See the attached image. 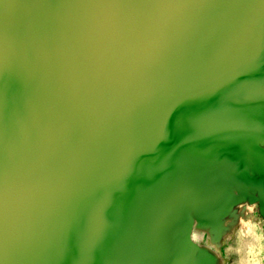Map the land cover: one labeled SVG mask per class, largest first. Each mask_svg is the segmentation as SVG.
<instances>
[{
	"label": "bare ground",
	"instance_id": "1",
	"mask_svg": "<svg viewBox=\"0 0 264 264\" xmlns=\"http://www.w3.org/2000/svg\"><path fill=\"white\" fill-rule=\"evenodd\" d=\"M45 1L48 10L37 23L36 28L39 31L30 30L27 26L30 19H21L20 14L7 11L0 6L1 55L10 67V71L5 75L9 85L7 92L9 95L0 97V114L4 118V122L0 123V203L6 205L4 214L0 218V264H35L34 260L38 254L33 247L34 239L40 234L43 223H48L43 219L51 195L47 191V186L53 185L57 172L66 174L70 182L75 179L73 188L86 187L85 190L95 194L89 197L92 203L88 205L83 200V194L77 199L79 190L71 189V206L75 211L74 207L79 204L80 212L68 214L63 224L61 234L67 237V247L63 253L64 264H78L76 252L80 253V257L84 256L81 264H91V262L92 264L95 262L96 264H172L168 262H172L170 259L174 251L169 248L168 237L172 235L174 224L180 219L182 210L193 207V204L198 205L202 199L201 209L204 214L214 219L223 210L221 203L231 201L235 196H231L230 190H227L226 193L221 191L222 199L215 198L216 194L208 197L202 194L197 186L198 170L204 166L206 156L215 154L217 149L223 146L221 140H210L207 136L210 112L213 110L220 112L224 107L227 109L229 104L208 97L207 87L212 77L205 75L200 78L202 70L194 69L190 72L197 78V81H193L190 85L187 81L188 76H185L182 69L176 64L166 65V63L175 54L188 57L200 46L211 48V57L216 65L224 63L225 56L234 50L224 45L223 40L217 42L218 32L215 25H209L211 37L209 35L203 39L197 37L196 29L205 22V16L218 19L217 23L221 25L225 24L226 18L228 21L220 29L221 38L227 30L233 28L229 25L231 20L236 21L237 18L243 20L240 6L237 4L233 9L234 0H227L228 3L226 0L219 1V7L214 0H182V2L164 0L168 6L163 9V14L161 12V16H158L161 17L158 31L160 36L158 40L152 38L150 43L155 47L165 41L163 46L167 45L168 48L169 44H172L171 49L169 51L167 49L163 54L158 51L159 56L156 57L158 61L154 66H149L146 58V64L128 71L120 80L118 77L122 73L121 60L115 58L114 64L108 61L112 53L109 51V45L112 46L114 43L116 47L125 48L126 51L129 43L133 42H131L133 38L131 30L135 26L142 25L143 29L149 26L151 18L149 12L141 7L143 2L149 0H127L128 2H124L123 5L120 0H91L88 6L74 18L77 26L71 33L72 39L64 43L68 45L70 41H76L74 43L77 47L69 51L68 55L59 54L61 39L67 31L66 25L70 15V11L66 10V0ZM205 1L214 2L211 7L216 8L217 12L204 7ZM161 5L156 6L162 10ZM241 5L246 8L248 17L246 26L249 31L245 35L246 42L242 55L246 60L248 58L244 65L246 71L248 70L245 79L255 95L254 108L249 110L244 104L233 107V115L224 119L225 131L235 130L243 124L253 122L256 120V114L264 110V60L263 58L258 60L259 57H264V21L261 22L264 19V0H243ZM149 9H152V6ZM78 15L80 19L85 20L82 26L78 24L79 21L76 22ZM158 18L154 17V19ZM156 21H153V24L157 23ZM184 23L191 26L185 36L189 38L188 45L185 43L186 39L180 45H176L178 36L175 25L179 27ZM255 23H257L256 27ZM200 30L204 34L207 27L203 26ZM101 37H105L107 42L101 44ZM147 43L149 44V41ZM218 45L222 49H218ZM27 46L40 49L38 75L37 66L30 67L32 63L29 57L21 52V48ZM143 47L141 46V49ZM137 53L139 55L143 53V57L147 55H144V51ZM68 56L71 63H64ZM135 59H132V62ZM177 59L186 58L180 56ZM153 60L154 58L149 61ZM62 63L64 71L57 77ZM147 66L145 71H141V68ZM166 67L172 77L160 87V90L165 92L177 79L182 78L177 81L176 87L182 85L183 91H188L186 102L194 106L199 100L208 101L202 113L199 111V106H196L198 110L193 112L190 120L187 116L177 120L165 103L156 100L155 89L162 83L163 71ZM219 68L213 70L216 75L221 69ZM100 75L106 76L107 79L109 78L108 81L115 83L119 79L123 88L125 85L131 86L124 88V93L119 94L118 91L113 92L117 88H113L116 84L108 83L113 90L108 88L111 92L106 91L108 89H104L100 84ZM123 82H126L125 85ZM88 83L94 87V91L96 89L99 93H103L104 103H102L106 110L104 116H97L92 106L81 105L83 100L81 94ZM10 95L14 97L11 98ZM61 99L63 105L59 104ZM53 107L56 111L49 116L48 112ZM67 107H69L66 110L68 115L65 114ZM159 108L162 109V119L164 116L168 118L163 119L162 127H172L169 132L164 130L156 132L151 125L152 120L156 119L155 110ZM46 117H49V123L42 126ZM107 120L109 124L104 122ZM61 122H64L67 130L75 136L71 143L79 138V133L75 132L74 128L87 127L82 138L84 143H89L95 148L93 152L86 157L84 150L81 149L68 154L70 149L67 139L54 138L60 147L62 145L65 148L60 149L62 156L58 153L54 160L49 158L47 153L51 146L47 143L51 137L53 141V128ZM187 124L188 127L179 128ZM263 130L264 127L258 129L257 138L262 136ZM36 154L46 155L45 158L44 155L40 158L41 165L34 162L43 170L36 171L27 178L25 170ZM53 161L57 164V171L54 172L51 164ZM35 165L33 171L36 170ZM236 169H233V166L228 167L226 181L240 185L245 182V170ZM98 175L101 178H98ZM81 176L84 178L81 179ZM25 181L30 184L26 187L29 188L27 191L21 190V185H24ZM7 185L11 191H15L8 196H15L16 192L21 191L17 193L15 203L10 202L7 194L4 193L5 190H9L6 189ZM104 186L111 188L114 195L107 198ZM130 186L144 189L140 195H137V201H129L124 195L117 196L121 187L126 190ZM242 187L245 190L247 188L244 185ZM240 192L243 193V189ZM33 202L35 204L40 202L39 206L34 207ZM49 210L51 213V208ZM67 211L72 210L69 208ZM36 212L38 216L35 217ZM88 215L91 217L90 230L87 226ZM134 227L138 228L142 237L138 238L134 234L136 231ZM75 240H78L79 244ZM261 240L262 235L257 228H243L235 232V237L230 235L227 238L224 253L226 257L234 256V264H255L248 261V254L254 247L262 246ZM82 242L86 245L83 249L80 247ZM122 247L127 248V255H115L114 253ZM110 251L113 253H109ZM107 253H109L108 259L105 258ZM68 255H71L70 258ZM87 255L94 259L91 261L92 258L88 259ZM119 259L126 262L123 263Z\"/></svg>",
	"mask_w": 264,
	"mask_h": 264
},
{
	"label": "rangeland",
	"instance_id": "2",
	"mask_svg": "<svg viewBox=\"0 0 264 264\" xmlns=\"http://www.w3.org/2000/svg\"><path fill=\"white\" fill-rule=\"evenodd\" d=\"M154 1L159 3V4H157V3L155 4ZM214 1H216L218 7L220 6L219 1L222 2V0H214ZM241 1L243 2V0H234L235 4L232 6H233V9L235 8V5H237V4L240 6V9H241L240 14H243V20L240 21L239 18H237L236 21L231 20L229 25L233 26V28L227 30L221 38L219 36L221 34L220 29H222L224 27V25L226 24V21H228L224 16H223L225 18L224 21L225 20L226 21H225V24H223V25L219 24V22L217 23V21H219L218 19H214L212 17L205 16V22L203 24H201L196 29L197 37L199 39H203V37L210 35L209 25L210 24L215 25L217 32H218V36H217L218 41L217 42L220 43L223 40L224 45H226L229 49H232V51L234 50L233 52H230L229 54H227V56H225V62L224 63H220V64L216 65L215 60L211 57V48L206 49L204 46H200L195 52H192V54H190L188 57H186L184 55L175 54L166 63V65L176 64V66L178 68L182 69L185 73V76H188L187 81L190 83V85H191V83H193V81H197V78L194 75L190 74V72H192L194 69L202 70L203 72L200 73V76H199L200 78L205 77V75L212 77L210 79V81L208 82V87H207L208 97L213 98V99H218V100H221L222 102H226L227 104H229V107L227 109L224 107L222 110H220V112H217L214 110H213V112H210L211 116L209 115L210 117H209V120L207 123V129H208L207 136H208V138L218 131H221L220 134H223L222 132H226V133L227 132H229V133H231V132H235V133L243 132L244 131L243 128L247 127L246 126L247 124L249 125L248 128L251 127L250 129H252V130L248 129L249 138H247V136L245 139L241 137V139H242V141L240 142L241 144H239V140L237 137L235 138L234 136H230V135L223 136V137H226V140L228 142H223L221 138L218 139V140H221L222 145H223V143L228 144L229 147L227 148L228 150H226V152L231 153L232 156L235 158L231 157V155L225 156V155L219 154L218 153L219 149H217L215 154H211V155L206 156V158H205L206 164H208L207 160H209V159H207V158L209 156H213V157L215 156L217 160L221 161V165L216 164V166H214L212 169H210V172L207 176H200L199 174H197V176L199 178L198 179L199 183L197 186L201 190V193L205 194L208 197H210V195L216 194L217 197H215V198L222 199L221 191H224V193H226L227 190H230L231 196H235V198L231 201L222 202L220 206L223 207V210L221 211L220 214H218L216 216L217 218L215 217L214 219H212L210 216H207L206 214H204V211L201 209V207L203 206L202 199H200V202H198V205L194 206V204H193V207H191L192 206L191 205L190 206L191 208L183 209L181 212V215H180V219L178 220V222L176 224H174V227L172 230L173 231L172 235L170 237H168L169 239L167 238L169 241V245H170L169 248L170 249L172 248L171 251H174L172 254V257L170 259V260H172V262H168V263H172V264H234V260H235L234 256H232L231 258L226 257V255L224 253V248H225L226 243H227V238L230 235L235 237V232L241 231L243 228L246 229L248 227H255V228H257L259 233L262 235V240H261L262 246L259 248L254 247L253 249H251V251H249V254H248L249 260L248 261L250 263H255V264H264V167H263V165H264V130H263V134L261 133L262 136L260 138H257V139L255 138V135H257V133H258V129L259 128L261 129L262 127H264V116H263L264 114H262L261 112H258L256 114V120H254L253 122L243 124V125H241V127L237 128L235 130L229 129V130L225 131L226 129H224V127H225L224 119L231 117L233 115V107H235L239 104H244V106L249 110H252L254 108V102L253 101L255 100V95L252 93V90L249 89L250 85L247 84V81L245 79V75H246L248 70L246 71L244 65L248 61V58L246 60L245 56L242 55L243 51H244V47H245V42H246L245 35L249 30H248V26H246V25H248V22H247L248 17L246 16V8L243 7V5H241ZM124 2H128V1L127 0H120L121 5H123ZM226 2H227V0H226ZM151 3H154V4H151ZM161 3L163 5L167 4L166 1L164 2V0H161V1L160 0H153V2L151 0H149V1H145L142 3V5H141L142 9H144L147 13L149 12L148 13L149 18L151 17L149 23L150 24L152 23L151 25L149 24V26H150V28L151 27L152 28L150 29L148 26L147 28L143 29L142 25H141V27L135 26V28H133L131 30V32L133 34V38L131 39V42L132 41L133 42L129 43V46L127 49L128 52H126L127 50L126 51L124 50L125 48L116 47L114 45V43L112 44V46L109 45V51L112 52L110 55L111 57L108 59L109 62L114 64L115 58L118 57L121 60V64L124 63L125 61H128L129 66L131 68V69L129 68L130 70L128 69V71H133L139 65L146 64V58H148L149 60L152 58H155L154 53H152L153 49H155V48H152V49L150 48V47H153L150 42H152V38L153 39L156 38V40L159 39L160 33L158 31L160 30V24H161L159 19H161V17L158 18V16H161V12L163 14L164 10L168 6V4L166 6H163V5H161ZM203 3H204V7L211 8V9L215 10V12H217L216 8L211 7L214 4V2L205 1ZM145 4H147V5H145ZM148 5H150V7ZM156 5H159V6L161 5L162 10L159 6H156ZM147 6L149 8H151V6H152V9H149ZM153 6H155L156 8ZM200 6H202V5H200ZM157 7H159L160 9ZM157 9H159V11H157ZM150 12L152 14H150ZM154 17L158 18V19H154ZM156 20H158V21H156ZM78 21H79L78 24L80 26L85 24V20L80 19V15H78L76 22H78ZM153 21L154 22L156 21L158 24L157 23L153 24ZM263 21H264V19L261 22H263ZM203 26L207 27V31L204 34H202L201 30H200ZM242 26H243V28H242ZM256 26H257V23H255V27ZM138 28L140 30H138ZM147 30H149L150 32H148ZM187 30H189V29H187ZM187 30H186V32H188ZM153 31H157V32L153 33ZM210 37H211V35H210ZM104 38L105 37H101V39H100V41H102L101 44L105 43V41L107 42L106 38L105 39ZM230 38L232 40H230ZM188 39L189 38H186V42H185V43H187V45H188ZM226 40H227V42H226ZM145 41H147V42L149 41V44L147 42H146L147 43L146 44ZM169 42L171 43V41H169ZM132 44H133V46H135V48L132 46ZM143 45L144 46L147 45V46L143 47ZM149 45H150V47H149ZM169 45H170V47L168 46V48H166L165 51H167V49H168V51L171 49L172 44H169ZM141 46L143 47L142 48L143 50L141 49ZM130 47H131V49H130ZM133 49H135V50H133ZM138 49H139V51H138ZM148 49H149V51H148ZM218 49H222V47L218 45ZM136 51L137 52L141 51V53L144 51L145 52L144 55L147 54L146 55L147 57L146 56L143 57L142 56L143 53L139 55V53H137ZM125 52L127 54H125ZM130 52H131V55H130ZM155 52H157V56H159L158 50H155ZM163 53L161 52L160 54H163ZM123 54H124V56H122ZM137 54H138L139 58H138ZM140 56H142L143 58ZM180 56H183L186 59H181V60L177 59ZM134 58H136L137 60L136 59L133 60V62H134L133 63L132 59H134ZM260 58H263L262 60H264V57H259L258 60ZM61 60L63 61V59H61ZM222 67H224V68H222ZM217 68H219L220 70H219V73L216 75V73H214L213 70H215ZM221 70H223V72H221ZM63 71H64V64L62 63L60 70H58L57 77L60 76L63 73ZM121 74H123V75H121ZM121 74L118 77L120 80L123 79V76L125 77V72L123 71ZM220 75H222V77H224V79H225V82L222 81V85L220 83V80L218 81L219 77L221 79ZM106 76H107V74H106ZM106 76L100 75L99 81H100L101 86H103L104 89H106V88L110 89L111 87L109 86L110 84L108 85V83H111V85H112L115 82L110 81V80L108 81L109 78L107 79ZM171 77H172V74L169 72L168 68L166 67V69H164V71H163L162 83L155 89V92H157L156 93V100L161 101L159 103H165V105L168 106L169 110L172 112V114L174 115V117L177 120L180 118L186 117V116L189 117V120H190V117L192 116L193 112L195 110H198V108L196 106H199V109H200L199 111L202 113V111L205 110L204 107L208 105V101L199 100L197 102V104H195L194 106L191 105L189 102H186L188 91L184 92L182 89V85L176 87L177 81L182 80V78L177 79L175 84L172 85L170 88H168L165 92H162L160 90V87L162 85H164L167 82V80L170 79ZM91 78L92 77L90 76L89 77L90 83L92 82ZM119 79L115 83L116 86L114 85L117 88L112 86L113 88H115L113 92L118 91L119 94H123L124 88L126 89L128 86L130 88L131 85L126 86L124 84L126 82H123V84L125 85L123 88L122 82L121 81L119 82ZM236 82H238V83H236ZM119 83H121L120 84L121 86L119 85ZM216 83H218L220 90L221 89L223 91L228 90V89H235V90H233V91L230 90L228 92H225L224 94H214V91L216 89L215 88ZM238 84L241 88H236V86H238ZM105 85H108V87H105ZM91 86L92 85L88 83L87 86L82 91V94H81L82 99H83L81 102L82 106L83 105L84 106L86 105V107L90 106L89 104L92 103V101H93V99H92V101L89 100V97H90L89 95L94 91V87H91ZM256 86H254V87H256ZM118 87L121 89H119ZM263 87H264V83H263ZM113 88L110 90H113ZM122 88H123V91H122ZM109 89L106 91H110ZM174 89L176 90L175 92H174ZM236 89H239L238 93L236 92ZM259 89H261V88L259 87ZM96 91L97 90L95 89L94 92H96ZM98 95H100L101 102H103L102 101L104 98L103 93L101 92ZM239 95H242L245 97L242 99V98H240ZM251 97H252V99H251ZM96 98H98V97H96ZM103 103L101 104V106L99 108L92 107L96 110V115L99 117L102 115L104 116L106 113V110L104 108ZM59 104L63 105L62 99L59 100ZM68 108L69 107L65 108V114L66 115H68L66 112V110H68ZM176 109H178V110H176ZM215 112H217V113H215ZM154 116L156 117V119L152 120L151 125L154 127L156 132H161V130H164L165 132H167V131L169 132L172 130V127H169V126L162 127L163 119L165 120L168 118L166 116H164V118L162 119V109L161 108L155 110ZM45 121H47V122H45ZM213 121L215 123H217V126H216V128L210 129L209 126H210V124L213 123ZM104 122L106 124H109L108 120L104 121ZM46 123L47 124L49 123V117H46V120L43 121L42 126L45 125ZM188 125L189 124L185 125L184 127H179V128H186V127H188ZM87 129H88L87 127H85V128L82 127L80 130L77 128H74V131L79 133V138H77L72 143H70V145L68 144V149H70L68 154L73 153V152L77 151L78 149H81V150H84V154H85L84 157H86V155L91 154L93 152V150L95 148L89 143H84V141H83L84 138H82V135H84V133H86ZM103 129H106V128L103 127ZM53 130H54V132L52 134L53 135V141H52V137H51V139H49L48 140L49 142L47 143L48 146H51L50 149L48 147L49 152L47 153V156L49 158H53V160H54V158L57 157L58 153H59V156H62L60 149H61V147H63L62 145L60 147L58 145V143L55 142V140L58 138H61V139H65V138L58 136V134L55 131V127L53 128ZM251 132L254 135V138L252 135H250ZM54 138H56V139L54 140ZM249 139H250V141H249ZM213 140H215V139H213ZM252 140H257V142H254ZM231 143H233V145ZM254 145H255V148H254ZM245 147L252 148V149L254 148V151L250 152V153L251 154L254 153L255 156L251 155V157L247 158L248 154L245 155L246 151H247L245 149ZM63 148H65V147H63ZM223 150L225 152V149H223ZM43 155L44 154H36L35 158H32V163H29L27 165V168L25 170L27 178L30 177V175L32 173H34L36 171L43 170L41 167L36 166L34 164V162H37L38 165H41L40 164V158L43 157ZM45 156L46 155H44L43 158H45ZM240 158H242L243 161ZM244 159L247 162V165L245 167H244V163H245ZM210 161H211L210 165L215 163V161L212 163L213 159H211ZM261 161H262V163H261ZM0 162H1V160H0ZM51 164L53 166L52 172H54V170L57 171V168H56L57 164H55L54 161L51 162ZM34 165H35L36 170L33 171ZM209 166L207 169L201 171L202 175H205L206 172L209 171V168H210ZM232 166H233V169L237 168L236 170H240L239 168H243L244 170H246V168L248 169L247 175H245V178L247 180L245 179V182L241 183L242 186L244 185L247 187L246 190L241 186V184L237 185L235 183H230L229 181L228 182L226 181L227 173H229L228 167H232ZM59 175H62L63 177L59 176ZM99 177L101 178L100 175H98V178ZM80 178L83 179L84 176H81ZM61 179L63 182H67V186L71 187V189L79 190L80 192L77 193V199L79 198V196H81V194H83V200L88 205H90L92 203L89 200V197L95 195V194H92L90 192V190H85L86 187L73 188V185L75 184V179H73V181L69 182V178L66 174H61L60 172H57V175L55 177L53 185H51V187H50V185L47 186V188H48L47 191L50 192L51 195L49 196V199L47 202L48 204H46V206H47L46 209L47 208L48 209H47L43 219L46 220V222L48 221V223H45V222L43 223L42 229L39 232L40 234H37V236L34 239L33 247L37 251L36 253L38 254L34 260L35 264H64L63 253H64V251H66V247H67V245H66L67 244V237L63 233L61 234V232H63L62 231L63 224L65 223V220H66V217L68 214L73 215L75 212L76 213L80 212L79 204H78V206H76V208L74 207L75 211H73V207L71 206V197H70L71 190L69 191L68 195H64V193L60 192V188L65 187V186H60ZM8 185H7L6 189L8 188ZM109 185L111 187L110 183H109ZM29 186H30V184L26 183V181H25L24 185H21V190L27 191L29 188H26V187H29ZM10 189L5 190L4 193L7 194V198L9 200H11L10 202L15 203L17 193H19L21 191L16 192L15 196H13V195L8 196L12 193V191H14V190L11 191ZM124 189H125L124 187H121L119 189V194H117V196L122 197L124 195V196H126V198L129 201L130 200L137 201V195H140L144 190L142 187H134V186H130V187L126 188V190H124ZM241 189H243V193L240 192ZM111 190H112L111 188L104 186V193H105L107 198H110L112 195H114V191L113 190L111 191ZM107 192H108V194H107ZM107 195H109V196H107ZM66 196H68V197H66ZM62 202H63V204H65V207H67L66 210H64V208H63V209H60V212H58L57 210H55L51 207L53 203L62 204ZM39 203L35 204L33 202L34 207H38ZM5 206L6 205H1V203H0V218L4 214V207ZM49 208H51V213H50ZM69 208L72 211H67ZM189 210H191V211H189ZM61 212L62 213L64 212V218L63 219H62V217L60 218ZM187 213H190V214L187 215ZM50 214H52V215H50ZM34 216L35 217L38 216L37 212L35 213ZM50 216H52V217H50ZM90 220H91V217H90V215H88L87 226H88L89 230H90V225H91ZM51 225H53V226H51ZM169 225L171 226L173 224H169ZM133 229L136 230V231H134V230L133 231H134V234L136 236H138V238L142 237V235H140V231L138 230L137 227H134ZM44 231H46V232L49 231V233H51V235L54 236L55 239L58 241V246H57L58 254H57L56 247L53 244H48L47 239L41 238L44 235V233H42ZM195 231H197L199 234L196 232L197 233V235H196ZM59 240H61V242H59ZM75 241L77 244H79L78 240H75ZM35 242H37V243H35ZM85 246L86 245L84 244V242L80 243V247L82 249ZM62 247H63V249H62ZM59 249H60V251H59ZM109 253H113V252L110 251ZM109 253H107L105 255L106 259H108ZM206 253H207V255H206ZM76 254H77V258H78V264H81L84 256L80 257V253H77V252H76ZM114 254L115 255H118V254L119 255H127V248L122 247L121 249L118 250V252H116ZM130 254H133V253H130ZM70 256L71 255H68V258H70ZM88 256L89 255H87L88 259L92 258V259H90L91 261L94 259V257H92V256L88 257ZM49 257H51V258H49ZM119 261H121L123 263L126 262L123 259H119ZM91 264H92V262H91ZM95 264H96V262H95Z\"/></svg>",
	"mask_w": 264,
	"mask_h": 264
},
{
	"label": "water",
	"instance_id": "3",
	"mask_svg": "<svg viewBox=\"0 0 264 264\" xmlns=\"http://www.w3.org/2000/svg\"><path fill=\"white\" fill-rule=\"evenodd\" d=\"M90 1L91 0H66V10H67V12L70 11V15H69V18L67 20V25H66L67 26L66 27L67 28V31L66 32L64 31L65 34H64V36L61 39V45H60L61 46V49L59 50V54L68 55L69 54L68 53L69 51H72V49L74 50V48L77 47V44L74 43L76 41H70V43L68 45H66L64 42L66 40H71L72 39V34L71 33L75 30V28L77 26V24L75 23L74 18L77 16V14L83 8H85V7L88 6V4L90 3ZM180 2H182V0H180ZM0 6H3L4 9L7 10V11H13V12H15L17 14H20L19 16H20L21 19H24V18L25 19H30V23H28L27 26H29L30 30L33 29L34 31H39L36 28L37 27V23L40 21V18L48 10V7H47V4H46V1L45 0H0ZM178 7H179V4H178ZM179 8H181V6ZM55 21H56V19H55ZM189 27H191V26L185 25V23L183 25H180L179 27H176V25H175V31H176V34L178 36V38H177L178 41H177L176 45H180L186 39L185 38V35L187 34L186 33V30ZM49 34L51 36V33H49ZM230 40H232V39L230 38ZM164 42L165 41H163L161 44H159V45H157L155 47H152V48H155L152 51V53H154L155 58L151 62L148 59L149 66H151V65L154 66V64L158 61V59L156 58L157 57V52H155V50H158V51H160L162 53L166 50L165 48H166L167 45H164L163 46V43ZM226 42H227V40H226ZM166 43H168V42L166 41ZM79 46H80V43H79ZM15 50H18V49H15ZM21 52H23V54H25V55H27L29 57V60L32 63L30 65V67H36L37 66L36 73L38 75L39 69H40V63H39L40 53H38V52H40V49L37 50V49H35L33 47L27 46L25 48H21ZM1 53H2V51H1V47H0V97L3 96V95L4 96L5 95L6 96L9 95V94H7L8 90H9V85L7 83V79L5 78V75L8 74L7 73L8 71H10V67L8 65V62H6L3 59ZM53 55H55V54L53 53ZM64 63H71L70 60H69V56H68L67 60L64 61ZM129 68H130V66H129L128 61H125L124 63H122V69H121L120 72H123L124 71L125 74H126ZM147 68H148V66L145 67L144 69L141 68V71H145ZM223 70H221V72H223ZM220 76H221V79L219 77L218 81L220 80V83L222 85V81L225 82V79H224V77H222V75H220ZM236 83H238V82H236ZM215 88L216 89L214 91V94H224L225 92H228L230 90L231 91L235 90V89H228V90H225V91H223L222 89L220 90V87H219L218 83H216ZM236 88H241V87L238 84V86H236ZM238 90L239 89H236V92L237 93H238ZM98 94H99L98 92L97 93L94 92V93H91L89 95L90 96L89 97V100L90 99L91 100L93 99V101L90 104V106L95 107V108H98V107L101 106L102 102H101V99H100V95H98ZM239 96L242 99L245 97V96H242V95H239ZM10 97L12 98V97H14V95H10ZM96 97H98V98H96ZM55 111H56V108L53 107V108L50 109V111L48 113H54ZM57 112L59 113V110H57ZM261 113L264 114V110H262ZM48 115L50 116V114H48ZM3 122H4V118H3L2 114H0V123L2 124ZM6 122H8L7 119H6ZM73 123H76V122H73ZM216 126H217V123H215L213 121V123L210 124L209 127H210V129H213V128H216ZM246 126L247 127L243 128V130H244L243 132H238V133H235V132H231V133L222 132L223 134H220L221 131H218V132L214 133L212 136H210L209 138H210V140L220 139L221 138L223 142H228L226 140V137H223V136L230 135V136H234L235 138L237 137L238 140H239V144H241L240 143L242 141L241 137L245 139L246 136H247V138H249V136H248L249 135L248 129H250L251 127L248 128V126H249L248 124ZM81 128H82L81 126L77 127V129H79V130ZM250 130H252V129H250ZM55 131H56V133L58 134L59 137H62V138L67 139L69 145L71 143V140L75 137V136L72 135V133H70L67 130L64 122H61L60 124L56 125L55 126ZM252 132L250 133V135H252L253 138H254V135L252 134ZM255 138L257 139V135H255ZM249 141H250V139H249ZM252 141L257 142V140H252ZM231 144L233 145V143H231ZM228 147L229 146H228L227 143H225V144L223 143V146H220L219 147L218 153L219 154H222V155H225V156L231 155V157H233L231 153H227L226 152V150H228L227 149ZM254 148H255V145H254ZM254 148L252 149V148L245 147V149L247 150L245 155L248 154L247 158L251 157V155L252 156H255L254 153L253 154L250 153V152H253L254 151ZM223 149H225V152H224ZM233 158H235V157H233ZM207 159H209V160H207V163L208 164L205 163L204 166L203 167H200V169L198 170V174L200 176H207L209 174V172H210V169H212L214 166H216V164L221 165V161L220 160H217L215 156L214 157L213 156H209ZM211 159H213L212 163L215 161V163L212 164V165H210L211 164V161H210ZM240 159L243 161L242 158H240ZM244 162H245L244 163V167H245L247 165V162L245 161V159H244ZM261 163H262V161H261ZM208 166L210 167L209 168V171L206 172L205 175H202L201 174V171L207 169ZM247 172H248V169L246 168V170L244 171L245 175H247ZM245 175H244V177H245ZM60 176H62V175H60ZM61 184H60V186H65V187L60 188V192L61 193H64V195H68L69 194V191L71 190V187L67 186V182H63L62 179H61ZM51 207L53 209L57 210L58 212H60V209H63V208H64V210L67 209V207H65V204H63V202H62V204H60V203H53ZM61 214H60V218L62 217V219H63L64 218V212L63 213L61 212ZM36 231H39V230H36ZM42 238L43 239H47L48 240L47 241L48 244H53L56 247L57 254H58V248H57L58 241L55 239V237L52 236L51 233H49V231L48 232L45 231L44 232V235L42 236ZM59 242H61V240H59Z\"/></svg>",
	"mask_w": 264,
	"mask_h": 264
}]
</instances>
